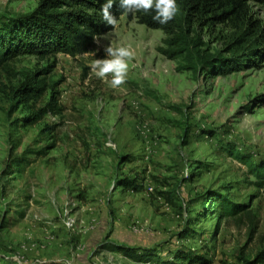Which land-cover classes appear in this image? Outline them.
<instances>
[{"label":"rangeland","instance_id":"obj_1","mask_svg":"<svg viewBox=\"0 0 264 264\" xmlns=\"http://www.w3.org/2000/svg\"><path fill=\"white\" fill-rule=\"evenodd\" d=\"M40 1L0 0V17L28 15ZM250 11L244 24L191 29L209 54L231 59L264 29V7ZM166 38L124 16L75 56L22 58L14 65L20 79L49 71L50 89L34 109L50 102L59 109L35 124L21 126L27 113L13 99L18 80H0V260L138 264L101 247L113 242L244 264L263 249L264 188L258 192L248 168L223 147L264 161V55L239 72L193 75L158 52ZM106 47L134 53L119 88L91 71ZM136 177L141 192L123 188ZM211 195L249 215L230 219L218 209L195 222L198 201Z\"/></svg>","mask_w":264,"mask_h":264},{"label":"trees","instance_id":"obj_2","mask_svg":"<svg viewBox=\"0 0 264 264\" xmlns=\"http://www.w3.org/2000/svg\"><path fill=\"white\" fill-rule=\"evenodd\" d=\"M103 3L105 0H41L38 8L28 15L0 17V80L3 77H12L19 82L13 90V99L27 113V118L21 121L23 124L21 126L26 123L35 124L44 114L48 112L57 114L59 109L53 102L48 103L45 109L38 111L34 109V104L39 102L50 89L45 77L49 72L48 69L20 79L16 76L14 65L25 57L33 56L43 60L58 54L75 56L85 51L97 37L113 30V26H106L102 20L100 7ZM177 3L179 12L166 24H160L153 19L155 16L153 10L122 14L117 3L113 5L112 12L117 21L126 16L130 20L136 19L139 24L149 29L164 32L167 38L158 52L169 60L177 61L179 71L191 72L193 75L212 70L223 74L239 72L253 58L264 55V29L251 45L240 51H234L231 59H224L220 54H209L205 49L206 44L196 30L191 29L194 23L203 28L227 21L244 24L250 16V5L264 7V0H177ZM249 25L253 26L251 23ZM192 33L194 35H191ZM203 134V136L215 137L214 134ZM223 150L232 159L240 161L248 168L249 174L256 179L258 192L264 188V161L256 163L254 159L242 156L235 149L223 147ZM140 180L139 177L126 179L123 188L139 193L143 190ZM198 202L201 209L195 222H200L201 218L218 209L224 217L230 219L249 215L245 211L246 207L236 206L221 195H211ZM253 228L255 229V225ZM191 232L192 229L189 227L181 233L180 238L188 239ZM101 247L110 252L122 253L138 264L210 263L205 257L192 250L164 251L159 248L132 247L113 242H107ZM0 264L9 263L1 259ZM244 264H264V245L255 258L245 259Z\"/></svg>","mask_w":264,"mask_h":264},{"label":"clouds","instance_id":"obj_3","mask_svg":"<svg viewBox=\"0 0 264 264\" xmlns=\"http://www.w3.org/2000/svg\"><path fill=\"white\" fill-rule=\"evenodd\" d=\"M118 3L122 14H134L136 12L149 10L155 11L154 20L160 24L171 21L179 12L177 0H105L100 7V14L106 26H115L117 18L113 14V5ZM106 58L96 59L91 71L95 76L107 81L112 88H119L126 83L129 73V61L134 53L127 47H106L104 49Z\"/></svg>","mask_w":264,"mask_h":264}]
</instances>
